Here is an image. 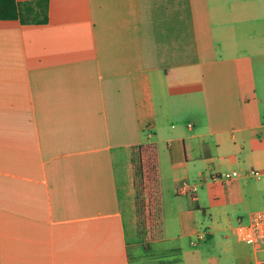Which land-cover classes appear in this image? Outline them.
Returning a JSON list of instances; mask_svg holds the SVG:
<instances>
[{
  "label": "crops",
  "instance_id": "crops-1",
  "mask_svg": "<svg viewBox=\"0 0 264 264\" xmlns=\"http://www.w3.org/2000/svg\"><path fill=\"white\" fill-rule=\"evenodd\" d=\"M143 143L178 257L139 235ZM257 210L264 0H49L45 23L0 19V264H260L223 232Z\"/></svg>",
  "mask_w": 264,
  "mask_h": 264
},
{
  "label": "trees",
  "instance_id": "trees-1",
  "mask_svg": "<svg viewBox=\"0 0 264 264\" xmlns=\"http://www.w3.org/2000/svg\"><path fill=\"white\" fill-rule=\"evenodd\" d=\"M0 19L19 20L22 24L49 20V0H0ZM137 187L139 235L146 248H168L167 256H180L177 241H162V195L156 145L143 143L133 154ZM159 241V242H157ZM162 241V243L160 242ZM157 242V243H156Z\"/></svg>",
  "mask_w": 264,
  "mask_h": 264
},
{
  "label": "built area",
  "instance_id": "built-area-1",
  "mask_svg": "<svg viewBox=\"0 0 264 264\" xmlns=\"http://www.w3.org/2000/svg\"><path fill=\"white\" fill-rule=\"evenodd\" d=\"M245 174L260 178L263 174L262 170L250 169ZM240 171H232L225 173H218L212 176L213 180L230 181L242 176ZM197 190L196 185L192 187L184 181L180 187L181 192H188ZM234 233L237 238L249 244L256 252L264 254V210L254 211L247 223L240 220L239 224L235 226ZM204 234H199V239H204ZM260 264H264V257L259 259Z\"/></svg>",
  "mask_w": 264,
  "mask_h": 264
},
{
  "label": "rangeland",
  "instance_id": "rangeland-1",
  "mask_svg": "<svg viewBox=\"0 0 264 264\" xmlns=\"http://www.w3.org/2000/svg\"><path fill=\"white\" fill-rule=\"evenodd\" d=\"M189 181H190L191 183H195L194 180H189ZM199 189H200V186H199ZM162 200H163V196H162ZM162 209H163V207H162ZM162 213H163V211H162ZM201 215H202L203 218H205V220H207V221L210 220V216H209V214H205V215H203V214L201 213ZM229 215H230V216H234V220H235V221L233 220V222H232V223H233V227H234V226H237V225L239 224V222H240V220H238V216H241L242 213H240V211H239V213H237V212H235V211H230ZM162 218H163V215H162ZM248 220H249V218H245V219L243 220V222H244V223H247ZM223 221H225V220H223ZM228 226H229V221H226V222L224 223L223 227L225 228V227H228ZM223 232H224V233H227V234H228V233L231 234L234 240H238L236 234L233 233V231H231V230L229 231V230H225V229H224ZM259 257H260V258H263V257H264V254H263V253H260V254H259ZM230 264H231V263H230Z\"/></svg>",
  "mask_w": 264,
  "mask_h": 264
}]
</instances>
